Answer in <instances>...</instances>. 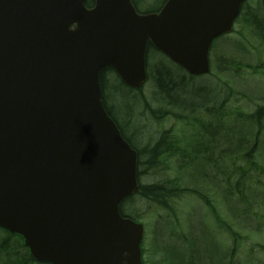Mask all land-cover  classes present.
I'll return each mask as SVG.
<instances>
[{
    "label": "water",
    "instance_id": "1",
    "mask_svg": "<svg viewBox=\"0 0 264 264\" xmlns=\"http://www.w3.org/2000/svg\"><path fill=\"white\" fill-rule=\"evenodd\" d=\"M245 0H0V227L52 264H142L144 227L123 217L138 154L103 103L101 73L148 80L149 41L192 76Z\"/></svg>",
    "mask_w": 264,
    "mask_h": 264
},
{
    "label": "rangeland",
    "instance_id": "2",
    "mask_svg": "<svg viewBox=\"0 0 264 264\" xmlns=\"http://www.w3.org/2000/svg\"><path fill=\"white\" fill-rule=\"evenodd\" d=\"M135 1L140 13L157 12L166 2ZM257 2L254 11L264 22V2ZM243 25L226 40L214 42L212 73L207 77L186 76L154 49L150 81L141 90L121 85L113 71L105 76L108 107L120 124L124 126L136 111L130 124L138 133L125 130L143 151L144 162L148 161L145 150L167 133L179 149H197L201 143L208 150L205 155L219 161L206 165L196 161L189 167L177 153L168 155L157 169H142L144 186L163 183L175 191L164 205L140 196L121 204L126 215L137 214L145 227L147 264H203L207 255L208 264H264V117L250 118L264 108V39L257 37L253 25ZM161 65L187 84L170 96L173 106L154 96L153 68ZM211 103L222 108L221 120L206 111ZM250 158L256 168L241 174L249 169ZM2 238L0 234L1 242Z\"/></svg>",
    "mask_w": 264,
    "mask_h": 264
},
{
    "label": "trees",
    "instance_id": "3",
    "mask_svg": "<svg viewBox=\"0 0 264 264\" xmlns=\"http://www.w3.org/2000/svg\"><path fill=\"white\" fill-rule=\"evenodd\" d=\"M94 1L95 0H87L86 5L88 7H92L94 5ZM134 3L136 4L135 0H134ZM151 49H153V46H152V44H149L148 53H150ZM230 64H232V63H230ZM161 67L162 68H160V67L153 68L152 77H153L154 86L156 89L154 96H155V99L159 103H165L166 102V103H169L170 106H173L175 103H173V101L170 100V96L173 95L175 92H180L181 89L185 87L184 85H187V84L180 81V79L175 75V73H173L171 71V69H168V68L164 67L163 65H161ZM234 67L235 66L233 64L232 68H234ZM148 68H149V65H148ZM107 71H112V69H105L102 72V76H101L102 88L105 91V94L103 96L104 104H105L106 109L108 110L109 115L114 119V121L120 127L124 138H126V140L132 145V147L134 149H136L138 152V170H139V174H138L139 177L138 178L140 180L144 174V170H142V169H144L145 167L148 169H157L158 167H160V163L163 162L165 159H167L168 155L171 156V155H175L177 153H179L181 156L185 157L186 162H188L187 166H189V167L192 165L194 167L196 164L194 162H196L197 159L200 157H203L202 161L205 162V164H207L209 162H212V164L217 163L218 159L212 158V160H211V158L209 156L205 155L206 151H208L206 147H204L202 149L200 146V148L196 149L195 147L190 146L189 149H181V148L179 149L177 147V144L171 138L169 133L163 135V137L160 138L154 146H151L150 148L145 150L146 153H148L147 158H146V159H148V161L144 162L142 159L143 151L138 148V146L133 142V139L129 135L126 134V130H125V128L128 131H129V129L133 130L132 134L138 133V130L134 128V125L130 124V119L134 115V112H136V111L134 110V112H132V114L129 116L128 120L126 121L125 125L123 126L120 124L118 118H116L115 115L112 112H110V110H109L108 103H107V96H106V91L108 90V86H107V81L105 80V76H106ZM225 71H228V70L225 69ZM191 78H193V77H191ZM120 84L124 85L122 82ZM138 90H141V89H138ZM162 95L167 97V98L162 97ZM141 100L144 101V99H141ZM136 105H135L134 109H136V107H137ZM208 105L209 106L207 107L206 111L212 112L215 119L221 120L222 108L220 106L218 108V105H215L212 103L208 104ZM263 117H264V108H260V110H258V112L256 114L250 116V118H252V119L256 118L259 121H261L263 119ZM188 119L190 120V118H188ZM195 120H198L196 123H199V122L201 123V121H202L200 119H195ZM253 151H254V149L251 151V153ZM246 156H247V158L249 157L248 155H245L244 157L246 158ZM240 157H242V155ZM248 163H249L248 164L249 169L247 171L242 169L243 171H240L241 174L249 172L250 170L256 168V163L252 160V158L248 159ZM238 185H239V183H238ZM174 192H175L174 190L168 189L167 187H165V185H163V183H161V184L154 183L152 185L144 186L140 181L139 190L136 193V195H140V197H142L144 199H147L149 201L157 202L161 205H164L163 203H165L167 201L168 197L170 198V197L174 196V194H173ZM209 206L215 212V209L211 203H209ZM122 213H123V215H126L123 211H122ZM136 215L130 216V217L133 218L134 220H137L138 215L137 216Z\"/></svg>",
    "mask_w": 264,
    "mask_h": 264
},
{
    "label": "flooded vegetation",
    "instance_id": "4",
    "mask_svg": "<svg viewBox=\"0 0 264 264\" xmlns=\"http://www.w3.org/2000/svg\"><path fill=\"white\" fill-rule=\"evenodd\" d=\"M256 2L257 5H259L260 3L263 4L264 0H247L242 3L240 13L235 20L234 32L237 31V27L239 26V24L243 22V28L248 26V24L253 25L254 27L252 28H254V30L256 31L257 37L260 39H264L263 19L259 20L258 14L254 11L255 7L253 5ZM0 234L4 235V238H2V242L0 241V264H45L37 262L34 259L30 249L25 246L24 239L22 236L11 234L7 231ZM7 243H10L9 247ZM145 254L146 251L144 249V264H147L145 260ZM206 261L207 256H205L203 264H207Z\"/></svg>",
    "mask_w": 264,
    "mask_h": 264
}]
</instances>
